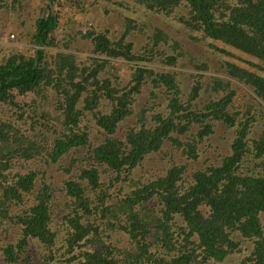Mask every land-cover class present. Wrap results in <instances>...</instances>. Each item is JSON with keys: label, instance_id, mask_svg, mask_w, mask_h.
<instances>
[{"label": "trees", "instance_id": "trees-1", "mask_svg": "<svg viewBox=\"0 0 264 264\" xmlns=\"http://www.w3.org/2000/svg\"><path fill=\"white\" fill-rule=\"evenodd\" d=\"M115 4L124 8L119 0ZM128 4L165 18L179 12L175 23L192 41L221 52L217 73L225 77L207 75L209 64L191 55L188 61L198 72L184 89L169 70L155 72L141 64L159 59L165 66H176L183 47L173 42L172 49L181 50L168 54L163 46L169 43V33L154 27L147 44L136 48L128 39L136 19L127 13V27L119 38L112 39L102 29L86 35L92 38L91 65L77 63L73 53L49 55L52 44L68 46L55 39L57 12L42 5L33 31L23 32V39L30 34L32 46L0 48V102L24 112L17 99L34 91L54 107L29 115L31 129L44 133L37 140L22 134L13 120L0 121V186L5 187L0 227L8 220L20 229L13 241L9 231L0 233V264H34L32 249L38 245L45 248V264H215L242 251L246 254L239 264H264V0ZM65 35L68 42L75 32ZM228 49L239 51L238 58H223L233 55ZM118 58L135 66V84L122 93L110 79L100 77ZM147 77L152 78L149 97L163 98L168 113L152 112L149 120L146 111L158 102L143 104L141 125L131 127L124 139L113 136L133 113V95ZM233 80L247 90L242 98L232 88ZM49 89L54 91L47 97ZM203 95L214 97L205 101ZM102 99L111 106L109 113L98 110ZM88 113L105 133L93 147L82 125ZM258 126L262 131L257 135ZM217 130H222L229 151L214 164L200 145ZM49 131L54 132L52 140ZM167 140L183 145L182 152L196 167L173 163L163 174L143 167L145 158ZM73 149L85 156L60 165ZM43 153L48 154L47 165L71 173L62 178L61 189L46 180L47 170L35 169L37 162L25 174L15 172L14 159L32 161ZM202 153L203 166L198 167ZM138 168L145 179L135 176ZM28 197L32 204L11 214V206L24 204Z\"/></svg>", "mask_w": 264, "mask_h": 264}, {"label": "rangeland", "instance_id": "rangeland-1", "mask_svg": "<svg viewBox=\"0 0 264 264\" xmlns=\"http://www.w3.org/2000/svg\"><path fill=\"white\" fill-rule=\"evenodd\" d=\"M2 3L0 5V48L2 46H12L21 47V46H29L27 40L30 39V34H28L26 39H23V32L27 34V29L33 31L34 28V20L39 18V15L42 12L41 6L44 5V9L49 5L52 13L58 14L57 20V35L55 37L56 42L59 44H67L66 47L60 46H51L48 48L49 55H54L57 51L66 52L68 54H75L76 62L84 64L86 66L92 64V60L89 59L90 55H94L92 52L93 44L92 38L86 36L89 33H92L93 29L100 30H108L109 36L112 39H117L121 36L125 28L127 27L124 23V15L127 13L130 17L136 19L134 23V27L130 28L131 31L129 33L128 39L134 41L136 48H141V46H145L148 42L149 36H151V32L154 27H159L166 30L169 35V43L165 44L163 48L169 54L174 52L177 54L181 48L177 47L173 50V42L180 43L183 47L182 54H178V61L176 66L172 65H163L160 63L159 59L155 61V59L151 62H144V64L148 66L150 69L155 72L161 71H170L173 73L176 78L181 82L184 89L190 88L192 82L195 79L194 74L198 71H194L188 61V58L191 60V55L199 60H203L204 62L209 64V70L206 72L207 75L216 74L217 70H220V61L222 60V54L219 51H212L210 48L206 46L201 41L194 40L192 41L189 38L188 32L179 27L177 20L175 17L179 16V12H175L174 16L170 18H165L160 14H156L150 11H146L141 6H133L129 5V0H119L121 4H123V9L119 10L118 5L115 4L118 0H1ZM133 6V8H132ZM132 8V10H130ZM183 13L186 11L183 10ZM137 13H139L137 15ZM133 25V24H132ZM72 30L75 32V36L68 42H64L66 32ZM14 33V38H11V35ZM21 33V34H20ZM82 33L83 36L81 35ZM54 40V34H53ZM19 41V42H18ZM11 42V44H10ZM54 43V42H53ZM39 48L40 46H35ZM231 52H234L231 56L223 57L225 59L235 58L237 59L239 56V51H233L228 49ZM2 51H0V54ZM155 56V55H154ZM159 56V55H158ZM161 61L164 59V55H161ZM155 61V62H154ZM111 65L107 66L104 71L100 73L101 78H108L111 81L113 86H116L118 91L126 92L129 87L134 85L133 82V74L135 72V66H133L130 62L118 58L113 59L110 62ZM246 65V64H245ZM221 75L220 73H217ZM224 76L225 75H221ZM147 79V80H146ZM145 82L142 84L141 90L138 94L133 95L132 101V114L125 118L123 121L119 123L117 126L115 134L113 136L124 139L126 132L131 127H139L142 122L139 121L138 116L141 112L142 108L145 106L143 104L153 105L154 102H158L157 105H154L151 111H146V116L150 120L152 112H162L163 114H167L168 110L166 107V101L163 98L154 99L149 97L150 90L152 88V78L147 77ZM239 84L233 80V89L238 90V95L240 98L243 97L245 93V88H239ZM54 90L49 89L45 91V95L48 97L53 93ZM247 91V90H246ZM185 96V95H184ZM205 101L213 98L214 96L203 95L202 96ZM250 100L248 96H245V100ZM17 101L20 103L21 107L25 108V111L22 112V109L12 106H8L7 104H3L0 102V121L11 119L15 122L17 127L20 129V132L25 135H28L31 140H37L40 136L38 134H44L38 127L36 129H31L30 127V118L29 115H33L34 112L40 111L43 109L54 108L50 103L43 102L40 93L29 92L25 94V96H19ZM102 113H109L111 111V106L102 99L98 108ZM17 113L23 114L21 118L17 116ZM86 127L85 132L89 134V145L90 147L99 145L104 140V131L99 127L96 122V119L93 116V113H88L84 115L83 124ZM148 124H146L147 126ZM257 135L261 133L262 127L258 126L256 128ZM222 130H217V133L211 134L207 137H204V143L200 145L202 151L207 158L210 159L214 164H219L223 154H226L229 150L227 148L226 139L222 138ZM51 136V140L54 136V132H47V136ZM184 139V136H181ZM51 143H48V146ZM183 145H177L173 143L171 140L165 141L162 145V148L157 152H151L143 162V167H145L148 171H153V173L158 172V174H163L166 170L173 164H185L187 163L190 169H194L196 167L195 164L191 163L190 160L187 159L186 155L182 152ZM84 152L78 153L73 149L65 158L64 162L60 165H63L71 160V157L81 158ZM43 157H36L32 161H21L19 159H14L16 164H13L15 167V172H19V174H25L29 170L30 165L34 162H37L36 165H39L35 169H39L40 171H45L46 180L52 182L54 185L61 189L62 187V178L70 177L71 173H67L64 171V168H60V165H47L48 154L43 153ZM205 156L202 153V157L197 162L198 167L203 166V162ZM202 163V164H201ZM34 169V168H32ZM155 171V172H154ZM190 171V170H189ZM135 176L142 177L141 173H139V168L136 170ZM146 176V175H144ZM142 177L145 179V177ZM140 179V178H136ZM3 185V184H2ZM4 186H0V196L4 193ZM60 192L57 193L59 195ZM32 204V200L28 197L24 204L22 205H12L11 206V214H17L21 211L22 208H27ZM152 205V204H150ZM264 222V215L261 217ZM6 224L0 227V233L6 234L5 231L8 232V236L10 234L11 241H13V237L19 234L20 229L16 226L13 227L11 221L5 220ZM239 235V234H238ZM239 237V236H238ZM5 239V238H4ZM6 241V239H5ZM246 245H249L246 244ZM244 251L233 254L229 259L223 261V263H215V264H239L240 259L243 257L242 254ZM45 248L43 245L35 246L32 249V262L34 264L40 263V258L45 254ZM246 254V252H244ZM0 256H2L0 252ZM31 258V259H32ZM31 262V263H32ZM43 264L44 261L42 259ZM52 262V261H51ZM54 264V263H52Z\"/></svg>", "mask_w": 264, "mask_h": 264}, {"label": "clouds", "instance_id": "clouds-1", "mask_svg": "<svg viewBox=\"0 0 264 264\" xmlns=\"http://www.w3.org/2000/svg\"><path fill=\"white\" fill-rule=\"evenodd\" d=\"M11 38H14V33L11 35ZM18 42H19V41H18ZM10 44H11V42H10ZM39 48H41V46H40Z\"/></svg>", "mask_w": 264, "mask_h": 264}]
</instances>
